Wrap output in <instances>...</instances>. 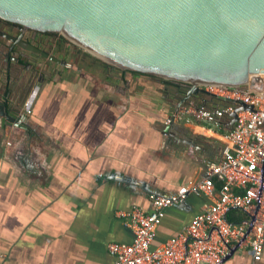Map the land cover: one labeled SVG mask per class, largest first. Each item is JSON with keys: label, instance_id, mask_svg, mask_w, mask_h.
Wrapping results in <instances>:
<instances>
[{"label": "crops", "instance_id": "crops-1", "mask_svg": "<svg viewBox=\"0 0 264 264\" xmlns=\"http://www.w3.org/2000/svg\"><path fill=\"white\" fill-rule=\"evenodd\" d=\"M41 73L17 108L29 128H0V264H113L107 245L132 240L117 213L148 210L149 192L166 195L204 179L206 164L229 145L230 120L220 129L174 120L167 132L171 97L182 96L178 82L135 73L125 82L116 73V89L82 74ZM192 102L224 104L204 94ZM222 188L214 180L212 198ZM207 201L189 194L166 208L152 246L176 235ZM222 264H264V246L254 257L245 241L236 243Z\"/></svg>", "mask_w": 264, "mask_h": 264}, {"label": "water", "instance_id": "water-1", "mask_svg": "<svg viewBox=\"0 0 264 264\" xmlns=\"http://www.w3.org/2000/svg\"><path fill=\"white\" fill-rule=\"evenodd\" d=\"M0 18L59 33L120 70L178 82L182 96L171 97L175 108L193 103L198 94L214 96L200 85L253 88L252 77L264 74V0H0ZM8 75L30 84L37 76L29 98L43 79L41 72L18 73L14 67ZM236 103L231 126L238 111L253 109ZM29 118L0 101L1 129L26 131ZM174 124L169 117L164 130ZM261 175L263 180L264 162ZM259 205L260 197L250 223Z\"/></svg>", "mask_w": 264, "mask_h": 264}, {"label": "built area", "instance_id": "built-area-1", "mask_svg": "<svg viewBox=\"0 0 264 264\" xmlns=\"http://www.w3.org/2000/svg\"><path fill=\"white\" fill-rule=\"evenodd\" d=\"M200 86L220 98L224 104L219 107L183 104L173 112L174 120L200 122L210 128L220 129L224 127L225 117L231 120L230 114L238 106L236 101L250 105L253 109L238 111L232 127L223 130V137L229 145L223 148L217 161L206 164L204 179L191 185H182L166 195L149 192L148 210L133 206L117 213L123 226L131 232L132 240L129 243L110 242L107 245L113 264H222L231 247L243 241L254 257L262 253L264 81L261 89L219 84ZM214 180L223 184L217 198H212ZM189 194H200L211 198V201L203 203L201 211L176 235L152 246L165 209L179 204ZM259 197V209L250 223ZM234 208L246 214L238 223L227 219L228 211Z\"/></svg>", "mask_w": 264, "mask_h": 264}, {"label": "flooded vegetation", "instance_id": "flooded-vegetation-1", "mask_svg": "<svg viewBox=\"0 0 264 264\" xmlns=\"http://www.w3.org/2000/svg\"><path fill=\"white\" fill-rule=\"evenodd\" d=\"M64 43L66 41L56 33L40 32L0 18V101L4 102L8 108H19L25 103L27 93L38 80L36 76L30 84V82H24L23 79L11 78L8 75L11 67H14L18 73H30L31 75L41 71H53L54 75L57 73L82 74L93 82L106 84L109 87L115 85L116 89L118 86L115 81L120 77L113 75L119 73L122 75L121 79L125 81L127 75L134 74L132 71L116 70L115 67L98 60H88L85 64L84 60L89 54L80 49L72 51V59L69 60L64 47L69 44ZM73 58L75 62L78 60L82 63V66L75 63ZM84 70H89L87 72L96 70V74L94 76L90 73L83 74Z\"/></svg>", "mask_w": 264, "mask_h": 264}, {"label": "rangeland", "instance_id": "rangeland-1", "mask_svg": "<svg viewBox=\"0 0 264 264\" xmlns=\"http://www.w3.org/2000/svg\"><path fill=\"white\" fill-rule=\"evenodd\" d=\"M56 35H59V36H61L59 33H56ZM64 40L66 41V43H64V44H69V45H65L64 47H65V49H66V55H67V59H72V51H76L77 49H80V50H82L81 48H79V47H77V46H75V45H73L72 43H70L69 41H67L65 38H64ZM83 51V50H82ZM82 51H80V52H82ZM86 53V52H85ZM88 54V53H87ZM74 60V62H75V58H73ZM88 60H98L99 62L101 61V60H99V59H97L96 57H94V56H92V55H90L89 54V56L88 57H86L85 58V60H84V63L86 64V62L88 61ZM75 63H78L79 65H80V67L82 66V63H80V62H78V60L75 62ZM108 65V64H107ZM85 69H87V68H85ZM115 69L116 70H120V69H118V68H116L115 67ZM87 71H89V70H84V73L83 74H89L90 73V75H92V76H94L95 74H96V70L95 71H93V72H87ZM122 71V70H121ZM123 71H128V70H123ZM96 77V76H95ZM101 78V77H100ZM100 78L98 79V80H100ZM102 79V78H101ZM263 81H264V74L263 75H256V76H253L252 77V83H253V85H252V87L253 88H255V89H261L262 88V84H263ZM100 82H101V80H100ZM91 83V82H90Z\"/></svg>", "mask_w": 264, "mask_h": 264}, {"label": "trees", "instance_id": "trees-1", "mask_svg": "<svg viewBox=\"0 0 264 264\" xmlns=\"http://www.w3.org/2000/svg\"><path fill=\"white\" fill-rule=\"evenodd\" d=\"M62 40H64V38L62 36H59ZM135 74H144V73H140V72H134ZM246 217V214L244 212H242L239 209H230L227 213V219L232 222V223H238L240 222L242 219H244Z\"/></svg>", "mask_w": 264, "mask_h": 264}]
</instances>
